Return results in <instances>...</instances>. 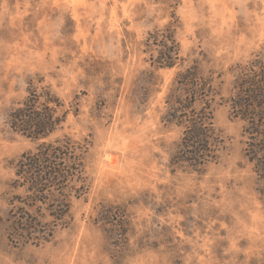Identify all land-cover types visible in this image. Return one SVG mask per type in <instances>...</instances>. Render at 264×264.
I'll use <instances>...</instances> for the list:
<instances>
[{"label":"rangeland","instance_id":"obj_1","mask_svg":"<svg viewBox=\"0 0 264 264\" xmlns=\"http://www.w3.org/2000/svg\"><path fill=\"white\" fill-rule=\"evenodd\" d=\"M172 22L181 60L159 68L152 34ZM255 55L264 0H0V264H264V177L226 103L232 67ZM190 66L218 93L223 140L201 171L171 164L182 127L165 117ZM30 82L61 102L62 123L39 141L8 124ZM68 140L78 170L55 220L48 203L29 207L15 166ZM23 216L24 239L12 229Z\"/></svg>","mask_w":264,"mask_h":264},{"label":"trees","instance_id":"obj_2","mask_svg":"<svg viewBox=\"0 0 264 264\" xmlns=\"http://www.w3.org/2000/svg\"><path fill=\"white\" fill-rule=\"evenodd\" d=\"M153 35V45L158 48L152 62L159 68H172L181 60L179 46L173 35V22ZM232 89L226 103L230 116L243 123L245 157L254 172L264 177V55L232 67ZM175 88L169 94L165 117L170 123L182 127V136L170 162L174 166H187L201 171L216 163L221 154L223 140L214 125L213 102L218 95L210 78L199 74L196 66L180 72ZM60 100L48 89L38 90L29 83L24 101L8 114L10 128L31 140L39 141L52 134L63 121L58 114ZM72 143H41L35 151L24 153L15 168L16 182L24 187L29 207L48 203L49 214L55 220L67 213L69 198L65 186L73 180L76 168L71 165ZM27 216L28 212H24ZM13 222V230H20L24 239L32 229L29 217ZM17 226V227H15ZM20 226V227H19Z\"/></svg>","mask_w":264,"mask_h":264}]
</instances>
